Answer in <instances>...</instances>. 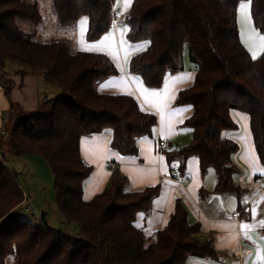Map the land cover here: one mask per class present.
Listing matches in <instances>:
<instances>
[{"label": "trees", "instance_id": "1", "mask_svg": "<svg viewBox=\"0 0 264 264\" xmlns=\"http://www.w3.org/2000/svg\"><path fill=\"white\" fill-rule=\"evenodd\" d=\"M242 0H133L123 16L126 39L146 42L129 60L131 72L149 87H160L169 73L184 69V53L195 66L196 78L179 91V103L193 113L185 124L193 129L191 141L168 152L181 174L190 156L202 171L213 168L216 191L240 195L233 178V156L238 142L227 135L237 130L233 110L250 116V129L264 163V51L253 57L238 27ZM254 25L264 32V0H250ZM114 0H52L60 25L73 26L88 15L87 38L95 40L113 26ZM19 20L40 24L39 3L0 0V82L10 107L0 134V264L9 256L16 264H186L191 255H217L212 241L199 237L200 227L188 221V210L176 202L167 225L148 243L135 226L138 212H150L160 187L126 189L127 177L112 172L109 185L91 199L84 184L92 173L81 153L85 135L109 133L111 146L122 156L138 154V140L152 136L157 116L141 109L128 94H104L98 84L118 73L107 54L72 49L66 40L34 39ZM6 60L18 61L45 80L57 81L63 93L43 101V110H25L11 99V80L5 78ZM40 68V70H36ZM27 71V70H25ZM25 71H22L24 73ZM43 155L54 172L57 207L64 223H76L70 234L12 214L23 200V190L9 161L24 155Z\"/></svg>", "mask_w": 264, "mask_h": 264}, {"label": "crops", "instance_id": "2", "mask_svg": "<svg viewBox=\"0 0 264 264\" xmlns=\"http://www.w3.org/2000/svg\"><path fill=\"white\" fill-rule=\"evenodd\" d=\"M132 1L114 0V3L124 16ZM88 25V15H82L70 26L67 34L76 49L107 54L118 70L98 84V91L132 95L142 110L157 116V125L152 136L138 140L139 151L135 156H122L117 152L107 132L83 136L82 157L93 168L84 184V198L89 200L103 191L112 179V172L118 170L127 177L129 191L160 187L150 212H138L134 221L148 239L147 244L157 240V232L167 225L176 202L180 201L188 210V221L199 225V237L210 239L217 250L214 257L191 255L186 264H264V184L258 181L264 177V163L255 147L249 114L233 110L238 128L227 134L239 144L233 156V178L243 188L240 195L216 191L215 170L202 171L196 156H190L184 164L183 176L189 178L188 182L172 178L171 170L179 162L169 160L168 152L188 144L193 134L192 127L185 124L193 113V106L179 103L177 96L180 90L193 85L197 73L195 66L185 52L183 70L169 73L160 87H149L139 74L129 69L130 58L147 43L129 42L125 25L112 26L100 38L89 40L86 36ZM11 67V71L3 70L5 78L12 82L11 99L25 110L36 109L43 99L42 75ZM10 101L4 85L0 90V119L3 112L7 113ZM1 124L2 121L0 130ZM160 138H172V146L166 151L159 150ZM237 211L241 212L240 216L234 215Z\"/></svg>", "mask_w": 264, "mask_h": 264}, {"label": "rangeland", "instance_id": "3", "mask_svg": "<svg viewBox=\"0 0 264 264\" xmlns=\"http://www.w3.org/2000/svg\"><path fill=\"white\" fill-rule=\"evenodd\" d=\"M27 1H36L39 3L42 13V21L40 24H35L29 21L19 20V25L25 32H34V39L42 42L59 39L66 40L71 45L72 49H76V45L67 34L71 27L68 25H60L58 23L53 9L52 0ZM237 10L241 40L251 55L257 57L264 51V32L254 25L250 0H242L238 5ZM11 66H13L15 70L29 71L31 69V67L25 63L6 60L3 70L5 69V72L11 71L9 70L12 68ZM36 70L39 71L40 68H36ZM42 86L43 99L39 106L34 110L45 109L43 101L47 98H54L63 93L62 86L57 81L45 80L43 78ZM5 113L6 112H3V115H5ZM2 120L3 118L0 119V121ZM1 130H3L2 127ZM9 168L17 177V181L21 188H23L29 198H31L30 202L31 208H33L32 210H36L40 216L34 217L32 211H27L22 205H18L16 209H13L12 214L22 219L29 220L34 224H38L41 222L42 212L45 211L47 213V222L49 225L66 230L73 235L80 231L79 226L76 223H64L65 219L57 207L55 175L50 163L43 155L31 154L14 158L9 161ZM6 264H16L14 257L9 256L6 260Z\"/></svg>", "mask_w": 264, "mask_h": 264}, {"label": "built area", "instance_id": "4", "mask_svg": "<svg viewBox=\"0 0 264 264\" xmlns=\"http://www.w3.org/2000/svg\"><path fill=\"white\" fill-rule=\"evenodd\" d=\"M112 19H113V26H123L124 20H123V14L121 9L118 7L117 4L113 3L112 8ZM4 89L3 83H0V90ZM3 132V130H0V133ZM173 143L172 138H160L157 143V147L159 150L166 151L168 150ZM171 177L177 180H181L182 182L186 183L189 181V178L186 176H183L181 174V171L178 166H174L171 170ZM258 181L264 184V177L258 178ZM23 190V200L19 205H22L23 208H25L27 211H32L34 217L40 216V214L36 210H32L31 208V198H29L28 194ZM16 209V208H15ZM241 212L237 211L234 213L235 216H240Z\"/></svg>", "mask_w": 264, "mask_h": 264}, {"label": "water", "instance_id": "5", "mask_svg": "<svg viewBox=\"0 0 264 264\" xmlns=\"http://www.w3.org/2000/svg\"><path fill=\"white\" fill-rule=\"evenodd\" d=\"M41 216L44 221H47V213L45 211L42 212Z\"/></svg>", "mask_w": 264, "mask_h": 264}]
</instances>
